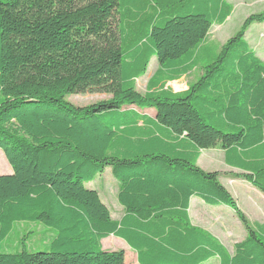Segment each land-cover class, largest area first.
Masks as SVG:
<instances>
[{
	"label": "trees",
	"instance_id": "16d2710c",
	"mask_svg": "<svg viewBox=\"0 0 264 264\" xmlns=\"http://www.w3.org/2000/svg\"><path fill=\"white\" fill-rule=\"evenodd\" d=\"M227 0H0V243L15 223L54 232L46 250L0 252V264H264V222L251 223L198 165L219 146L264 195V61L245 39L264 10L223 44L207 40ZM152 57L158 67L139 92ZM197 72L187 88L168 82ZM109 95L85 106L67 96ZM138 109H153V115ZM110 167L120 220L86 183ZM233 175V174H232ZM230 207L246 235L230 253L192 225L189 200Z\"/></svg>",
	"mask_w": 264,
	"mask_h": 264
},
{
	"label": "rangeland",
	"instance_id": "374dc122",
	"mask_svg": "<svg viewBox=\"0 0 264 264\" xmlns=\"http://www.w3.org/2000/svg\"><path fill=\"white\" fill-rule=\"evenodd\" d=\"M232 6L231 15L223 24L213 25L208 34L207 40L216 45L223 44L228 38L233 36L240 28L244 19L253 13L264 10V0H227ZM245 39L254 49L256 55L264 61V21L254 22L247 29ZM158 67L155 57H152L146 73L136 80V89L144 92L148 78ZM197 72H191L180 79L167 83L175 91L187 88L189 82L194 80ZM109 98L108 94L100 92H86L67 96V100L75 106H85L103 99ZM153 115V112L151 113ZM198 165L206 171H218L220 181L226 186L240 209L247 216L251 223L264 221V195L241 177L234 174L241 173L239 169H230L225 166L222 149L217 146L203 150L198 158ZM11 167L0 149V175L9 174ZM233 174V175H232ZM87 188L95 189L100 199L108 207L113 219L119 218L122 207L117 201V186L119 182L113 177L110 167H106L102 173H98L94 180L85 184ZM196 199L199 200L198 197ZM209 208L207 212L198 208L197 224L205 225L212 222L215 229H222L224 225L229 230H233L231 239L221 238L227 250H231L232 244L241 239L243 225L233 212L226 205L212 206L205 203ZM217 219L218 222L215 220ZM241 228V229H240ZM54 232L37 222H18L15 223L11 233L0 243V252H16L26 249L29 252L46 250ZM102 248L106 251L122 249L125 254L126 264H137L133 250L124 241L114 235H109L101 240ZM206 264H218L215 259L209 260Z\"/></svg>",
	"mask_w": 264,
	"mask_h": 264
},
{
	"label": "crops",
	"instance_id": "0c3cea01",
	"mask_svg": "<svg viewBox=\"0 0 264 264\" xmlns=\"http://www.w3.org/2000/svg\"><path fill=\"white\" fill-rule=\"evenodd\" d=\"M139 111H142V112H145V113H148V114H150V115H152L151 113L153 112L154 113V110L153 109H138ZM202 152V151H201ZM222 154H223V150H222ZM223 159H224V154H223ZM198 163V162H197ZM225 163V162H224ZM225 166H227V167H229L230 169H235V168H233V167H230V166H228V165H226L225 164ZM11 173V172H10ZM9 173V174H10ZM220 179V178H219ZM222 183V182H221ZM223 184V183H222ZM224 185V184H223ZM225 186V185H224ZM226 187V186H225ZM118 188H119V186H117V192H118ZM196 197L197 196H192L191 198H190V200H189V208H188V212H189V217H190V220H191V223H192V225H194V226H196V227H199V228H201V229H204V230H206V231H208L210 234H212L214 237H216L221 243H223V241L221 240V238H228V239H231L232 238V233H233V230H229L227 227V225H224V234H223V230L222 229H218V231H217V229H215L214 228V226H213V224H212V222L210 221V222H208V224H205V225H199V224H197V220L196 219H198V211H197V209L198 208H200V209H202V210H204L205 212H207V211H209L208 209L209 208H207V206H205V202L203 201V200H201L199 197V200L198 199H196ZM122 215H123V209H122V213H121V215L119 216V218H117V219H115V220H120V218L122 217ZM217 222H218V220L217 219H215ZM264 221H262V222H259V223H263ZM241 229V228H240ZM242 230V232H243V234H241V239H239V240H237V241H235L233 244H232V246H231V250H228L230 253H232L233 252V246H234V244L236 243V242H238V241H241V240H243L244 238H245V235H246V232L243 230V229H241ZM121 239V238H120ZM124 241V240H123ZM124 243L125 244H127L125 241H124ZM128 245V244H127ZM129 247V246H128ZM133 250V249H132ZM132 253H134L135 254V258H136V263L137 264H139L138 263V261H137V254H136V252L133 250V252ZM125 254H126V251H125ZM211 260V259H210ZM214 260H215V258H214ZM217 260V259H216ZM209 262V260L207 261V262H205V263H203V264H206V263H208ZM125 264H126V262H125Z\"/></svg>",
	"mask_w": 264,
	"mask_h": 264
}]
</instances>
